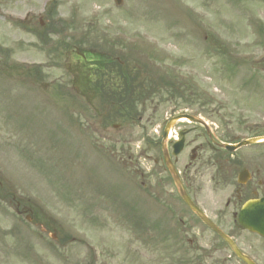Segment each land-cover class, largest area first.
Returning <instances> with one entry per match:
<instances>
[{"label": "rangeland", "instance_id": "1", "mask_svg": "<svg viewBox=\"0 0 264 264\" xmlns=\"http://www.w3.org/2000/svg\"><path fill=\"white\" fill-rule=\"evenodd\" d=\"M7 11L22 17L28 13L31 20L24 23L28 28L33 23L42 28L41 15L42 26H47L50 20L45 15L51 14L57 27L68 29L67 43L72 47L112 53L126 59L127 68H148L151 94L132 110L131 115L135 109L139 115L134 120L112 112L96 116L93 110L99 107L98 99L85 102L71 96L70 120L65 125L63 102L51 90L40 92L32 102L24 99L17 105L0 106V146L6 140L3 136L8 140V182L12 179L22 188L25 203L38 206L41 224L46 220L45 232L59 239L69 234L71 248L81 249L92 263H127L130 256L131 260L135 257L131 264H144L145 229L159 215V209L156 215L153 210L147 213L149 207L154 209L149 202L164 197V189L154 186L161 182L162 187H172L161 168L153 169L144 160L160 150L159 143L157 149L154 143L162 119L182 110L197 113L223 143L264 134L249 130L250 123L264 118V0H121L119 6L113 0H0V50L5 45L12 57L47 66L50 58L38 49V39L3 22ZM21 38L34 46L19 48ZM56 38L51 36L50 41L57 43ZM49 46L50 42L47 51ZM41 71L46 82L63 73L60 68ZM0 77L7 92L19 93L20 88L11 83L14 77ZM20 118L33 136L28 133L22 139L18 134ZM184 125H174L176 132L190 133L186 150L178 156L179 168L196 148L199 160L195 166L202 175L197 187L213 190L212 198H226L247 160L260 157L264 166V147L242 148L230 158L238 166L232 167L230 180L210 181L215 171L207 161L219 156L207 148L202 129ZM127 153L131 160L125 157ZM7 225L9 229L11 224ZM27 226L13 229L25 240L31 238L24 243L26 250L34 247L43 263H57L48 235L42 234L37 244V230ZM242 241L251 243L252 253L264 264V247L258 239ZM28 258L12 257L7 263L29 264Z\"/></svg>", "mask_w": 264, "mask_h": 264}, {"label": "flooded vegetation", "instance_id": "2", "mask_svg": "<svg viewBox=\"0 0 264 264\" xmlns=\"http://www.w3.org/2000/svg\"><path fill=\"white\" fill-rule=\"evenodd\" d=\"M10 13L12 14L13 12H9L8 14ZM13 16L14 17L10 16L9 21H4H8L9 25H13L14 23L16 27H19L21 19L18 17V12L15 11ZM34 26L35 23L29 27V29L32 30H25L22 28L21 30L27 31L29 34L31 33V36H35L37 39H39L40 34L44 35L48 40H50L49 38L51 36L60 35L57 43L51 41L53 48L50 53V65L43 68L58 69L62 67L64 72L57 77H53L50 82H46L45 73L41 72L39 66L32 67V70H23L13 62L7 63L5 58L0 56V75L9 78L14 77L11 83H15L21 90L18 89L20 92L16 94L15 100L17 102L24 101V99L34 101V96L39 97L40 91L46 92L51 90L53 94L57 95L59 99L64 102L63 105L65 108H68V105L70 107L72 91L81 98H86L88 94L99 93L103 85L99 84L100 87H98L97 84L94 85L96 83V78L94 73L89 72L88 69L91 62L83 58V56H85L84 53L75 52V57L73 58L72 56L71 46L67 43L66 38V26L57 31L52 29L51 26H48L49 28L43 32ZM100 66L103 67L105 64L99 65V67ZM91 67L96 68L93 64ZM15 76L18 77L17 80H15ZM114 79L120 80L117 72L114 73ZM3 83L4 79L0 81V85ZM127 84L129 85L130 81H127ZM2 88L4 89H1L0 106L12 105L11 101L14 102L11 97L12 92H7L4 84ZM22 121L23 120L20 119L18 128L23 139V137L27 135V131ZM210 124L214 127V124ZM187 125L188 127L195 126V129H202V131H204V136L207 138L205 142L207 148L209 150H214V154L219 156L218 158H212L210 156L207 161L208 165L212 163V169L215 171V173L210 176L209 180L215 181L216 183H218L219 180L228 182L231 177L230 171L232 167H238L237 165H233L230 160V158H232L231 155L217 148L214 140L216 137L207 128L198 123H187ZM191 129L194 128H188L190 131ZM182 131H180L179 134ZM182 133L184 144L180 154H183L186 150L188 146L186 138L187 134H190L184 131ZM3 137L6 140L2 141L0 146V264H6L8 260V236H18L17 233L13 234L12 232H8L5 225L7 223L22 224L23 219L31 222L35 221L34 207L25 205L21 187H17L16 184H10L8 182L6 162V144L8 140L6 136ZM158 143H161L160 134H157L155 137L154 144L156 149L158 148ZM170 147L171 145L169 144L168 149L171 155ZM196 152V148L190 150V155L188 156L189 161L182 165V168H179L181 163L179 162L178 156H170V161L175 167L179 180L184 186L182 187L183 191L193 205L203 213L204 217L224 236L232 240L242 254L258 262L256 259L257 256L252 253L254 247L249 242L248 245H245L242 239L246 237H255L261 243V247H264V239L244 231L238 225L237 214L246 201L264 198V166L261 165L260 157L254 162L247 160L248 163L236 174V179L240 176L241 184L236 181L235 186L232 187L226 198L216 200L212 198L214 195L213 190L207 189L206 187H197L201 174H199V168L195 166V162L199 160L197 157L198 153ZM125 155L130 159L128 154ZM155 155H152L153 165L161 168L162 172L166 173V168L159 156V152H156ZM165 186L160 187L166 188ZM148 187H151V185ZM213 188L215 189V187ZM225 188L228 187H222L221 190ZM169 194L170 192L166 190L164 195L167 198L162 199L159 204L160 216L163 221L161 232H159L158 235H151L146 240L147 264H244L231 252L228 244L223 238L211 230L179 199L177 192L171 195L172 199L168 198L170 196ZM32 223L37 225L38 222ZM40 229L43 232L46 231V228L43 226H41ZM53 235L54 241H57V245L63 247V255L60 256L62 257V263L58 264H87L84 263L83 260H81L80 263H72V249L70 247L72 238L69 234H65L63 239H59L55 233H53ZM13 239L17 240L19 238L16 237ZM17 245L18 243L16 242V248L14 249L12 247L10 251L12 252L15 250L17 252ZM258 263L260 264V262Z\"/></svg>", "mask_w": 264, "mask_h": 264}, {"label": "water", "instance_id": "3", "mask_svg": "<svg viewBox=\"0 0 264 264\" xmlns=\"http://www.w3.org/2000/svg\"><path fill=\"white\" fill-rule=\"evenodd\" d=\"M115 3L120 4L121 0H115ZM255 142H259V140L246 141L235 147L224 145L223 148L233 151L240 146ZM238 222L242 226V228L264 237V199L248 202L239 213ZM232 248L234 249V247ZM242 260L246 264H253L246 257H242Z\"/></svg>", "mask_w": 264, "mask_h": 264}]
</instances>
